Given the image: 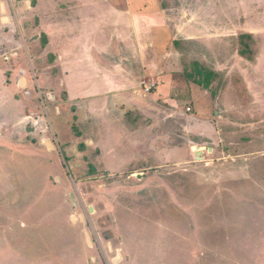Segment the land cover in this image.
<instances>
[{"label":"rangeland","instance_id":"374dc122","mask_svg":"<svg viewBox=\"0 0 264 264\" xmlns=\"http://www.w3.org/2000/svg\"><path fill=\"white\" fill-rule=\"evenodd\" d=\"M23 1L0 0L20 44L0 43L6 77L30 57ZM163 2L184 30L167 55L179 73L164 102L175 111L163 116L164 166L97 173L51 129L56 154L25 136L33 154L0 146V264H264V0ZM35 85L36 120L52 128Z\"/></svg>","mask_w":264,"mask_h":264},{"label":"crops","instance_id":"0c3cea01","mask_svg":"<svg viewBox=\"0 0 264 264\" xmlns=\"http://www.w3.org/2000/svg\"><path fill=\"white\" fill-rule=\"evenodd\" d=\"M18 8L30 57L11 67L9 77L0 66V105L5 107L0 146L27 148L29 153L37 145L21 147L24 141L18 138L25 136L38 138L39 150L56 154L51 129L69 155L76 150L97 173L162 168L168 154L163 116L175 115L164 102L176 93L172 74L179 73L178 61L167 55L182 41L176 37L184 34L176 24L179 17L164 8L163 0H26ZM8 12L0 2L1 26L9 27L7 34L0 27V43L14 49L20 44ZM35 84L50 105L52 128L44 117L36 120ZM149 117L156 136L152 144L145 123Z\"/></svg>","mask_w":264,"mask_h":264},{"label":"water","instance_id":"95a60500","mask_svg":"<svg viewBox=\"0 0 264 264\" xmlns=\"http://www.w3.org/2000/svg\"><path fill=\"white\" fill-rule=\"evenodd\" d=\"M3 5L4 4H2V8H3ZM5 20H8L7 18L6 19H4V21ZM211 150V149H210ZM197 155H202L201 154V152H199ZM199 157V156H198ZM198 159H201V158H198ZM75 217V216H74ZM72 218V220H73V222L74 223H76V221H77V219L76 218ZM80 220H81V222L83 223V224H85V219H84V217L81 215L80 216ZM84 232H85V236H86V239H87V242L89 243V245L91 244V239H90V235H89V233H88V231L86 230V228L84 229ZM91 246V245H90Z\"/></svg>","mask_w":264,"mask_h":264},{"label":"built area","instance_id":"2783aa9c","mask_svg":"<svg viewBox=\"0 0 264 264\" xmlns=\"http://www.w3.org/2000/svg\"><path fill=\"white\" fill-rule=\"evenodd\" d=\"M151 90V88H147L146 87V91L149 92ZM188 111L190 112V109H188Z\"/></svg>","mask_w":264,"mask_h":264},{"label":"bare ground","instance_id":"6f19581e","mask_svg":"<svg viewBox=\"0 0 264 264\" xmlns=\"http://www.w3.org/2000/svg\"><path fill=\"white\" fill-rule=\"evenodd\" d=\"M196 150H197V148H196ZM197 152L199 153V151H197ZM119 258H120V257H119ZM119 258H118V259H119ZM118 259H116L115 262H117Z\"/></svg>","mask_w":264,"mask_h":264},{"label":"trees","instance_id":"16d2710c","mask_svg":"<svg viewBox=\"0 0 264 264\" xmlns=\"http://www.w3.org/2000/svg\"><path fill=\"white\" fill-rule=\"evenodd\" d=\"M246 36L252 37V35H251V34H247Z\"/></svg>","mask_w":264,"mask_h":264}]
</instances>
